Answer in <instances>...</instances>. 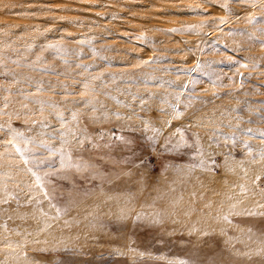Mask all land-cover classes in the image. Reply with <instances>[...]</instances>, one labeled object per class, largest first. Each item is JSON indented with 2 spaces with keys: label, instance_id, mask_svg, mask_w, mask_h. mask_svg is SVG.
Here are the masks:
<instances>
[{
  "label": "rangeland",
  "instance_id": "obj_1",
  "mask_svg": "<svg viewBox=\"0 0 264 264\" xmlns=\"http://www.w3.org/2000/svg\"><path fill=\"white\" fill-rule=\"evenodd\" d=\"M261 29L264 0H0V264H264ZM73 112L99 146L63 145L91 167L54 157L45 199L7 126L60 148Z\"/></svg>",
  "mask_w": 264,
  "mask_h": 264
},
{
  "label": "snow or ice",
  "instance_id": "obj_2",
  "mask_svg": "<svg viewBox=\"0 0 264 264\" xmlns=\"http://www.w3.org/2000/svg\"><path fill=\"white\" fill-rule=\"evenodd\" d=\"M206 2H211V0H206ZM223 7L226 8V5H224ZM189 11L195 12L198 10L197 9H189ZM248 20H249V23H253L257 20V17L256 16H250L248 18ZM204 23H207V22H204ZM191 29H192V26H189L188 30H191ZM176 30L177 29H170L169 31H176ZM180 30H183V29H180ZM261 31L264 32V29H261ZM250 38H252V37L250 36ZM259 42L261 44H264V40L259 41ZM85 43H89V42L85 41ZM46 47L50 48V49H54V48H59L60 46L57 44H49V45H46ZM93 51H95V50H93ZM144 63H148V61H144ZM199 67H200V64H199V62H197V68H199ZM85 87H87V85H85ZM184 87H187V85H185ZM177 99H179V97H177ZM82 102H84L85 104L91 105L93 108V111L96 110L95 105L92 104L91 100H83V98H82ZM168 106L172 109V112H173L172 119H180V117L183 115V113L180 111L178 105L173 104V105H168ZM160 111H164V109H160ZM55 115H56V118L58 120H60L62 124L65 122V117L62 113H57ZM116 115H119V114L117 113ZM71 119L75 123V126L69 130V133H66L64 131L63 127L61 129L57 130L59 133L58 138L60 139V142L62 145L60 148H57L56 146L47 143L46 140L37 139L36 137L31 136V135H25V133L20 131L19 129L13 128L11 126V123H9L7 126V132L12 137V139H10L7 142L8 145L15 149L16 153L23 159L24 164L26 166H28V171L34 177L35 182H36V186L41 190V193L45 199L50 200V198H51L50 194L46 190L47 178L59 175V172L58 171H50V172H43L41 174V169L43 168V166L55 167L56 160H54V157L56 159H58L61 168H64L66 166H74L77 170H79L81 167H91V165H85L82 160L76 161L72 157L71 149L65 148V147H63V145L69 144L71 142H75L80 149L86 148L89 144L93 145V147L99 146V145H96L94 143L93 138L87 134L85 129H82L79 127V117H78L77 113L73 112ZM92 119H97V118L93 117ZM164 123L170 124L171 121H164ZM33 124H37L42 129V131L40 133L41 136H52L53 138H57L55 133H50L47 131V129L52 127V126L48 125L45 120L41 119L40 121H33ZM150 124H151L150 121H144L145 128L149 127ZM4 128H5L4 125H0V130H3ZM159 131L160 130L158 128H156L154 126L152 127L153 133L158 134ZM248 131H251V130H248ZM68 134L71 135L72 141H68L66 139V136ZM176 134H180V139L183 140V132L181 129H177V133H175L174 135H176ZM261 135L264 136V133H262ZM112 139L123 143L126 147L131 146L132 144L135 143L133 140L128 139L124 136H116L115 133H113ZM148 139H149V143L147 145V148L157 147L156 144L154 143V141L156 139V135L150 136V137H148ZM232 139L235 140L236 138L233 136ZM15 141H20L21 143H15ZM165 143L171 144V138L165 137ZM244 143H245V146L247 147L248 146L247 142H244ZM30 145H36L38 148H41L44 151L49 152L50 155L47 157H44L43 159H40L38 157L42 156L43 153L36 151V149L30 147ZM175 146L180 147V143L178 142ZM160 147H163V145H161ZM131 154L134 157V159L123 161L124 163L134 164L136 160H139L140 161V164H139L140 168H146L147 167V162L143 159V153L141 156H136L135 151L132 150ZM209 159H210L212 166L215 167V161L211 160V158H209ZM201 165L203 166V161L201 162ZM98 175H99L98 172L93 173V177L98 176ZM261 179H262V177L258 176L256 178V181H254V182L258 183ZM241 187H243V186H241ZM29 202H31V201H29ZM36 202L40 203L39 200H37ZM0 203H7V200H0ZM50 206H52V205H50ZM56 210H57L58 215L62 211L59 208H57ZM246 214L249 216L264 215V213L255 212V211H248ZM139 218H140L139 215H137L135 217V219H139ZM222 218L226 221L229 220V216H223ZM38 251L44 252V251H46V249L40 248V249H38ZM33 264H38V262H36L34 260ZM177 264H195V262L192 260H180L177 262Z\"/></svg>",
  "mask_w": 264,
  "mask_h": 264
},
{
  "label": "bare ground",
  "instance_id": "obj_3",
  "mask_svg": "<svg viewBox=\"0 0 264 264\" xmlns=\"http://www.w3.org/2000/svg\"><path fill=\"white\" fill-rule=\"evenodd\" d=\"M42 257V256H41ZM55 256H43L42 260H54Z\"/></svg>",
  "mask_w": 264,
  "mask_h": 264
}]
</instances>
